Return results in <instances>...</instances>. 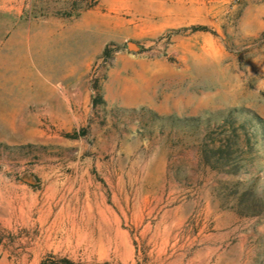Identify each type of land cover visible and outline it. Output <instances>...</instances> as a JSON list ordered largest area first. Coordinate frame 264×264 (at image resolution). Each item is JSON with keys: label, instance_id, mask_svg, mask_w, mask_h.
I'll return each instance as SVG.
<instances>
[{"label": "rangeland", "instance_id": "obj_1", "mask_svg": "<svg viewBox=\"0 0 264 264\" xmlns=\"http://www.w3.org/2000/svg\"><path fill=\"white\" fill-rule=\"evenodd\" d=\"M0 264H264V0H0Z\"/></svg>", "mask_w": 264, "mask_h": 264}, {"label": "trees", "instance_id": "obj_2", "mask_svg": "<svg viewBox=\"0 0 264 264\" xmlns=\"http://www.w3.org/2000/svg\"><path fill=\"white\" fill-rule=\"evenodd\" d=\"M226 149H229V146L218 147L216 150H214L212 152L214 159H210V158L207 157L208 161L209 162H210V160L216 161V164H217L218 167L225 166L227 157L229 155H231V152L227 151ZM214 167L216 168V166H214Z\"/></svg>", "mask_w": 264, "mask_h": 264}, {"label": "bare ground", "instance_id": "obj_3", "mask_svg": "<svg viewBox=\"0 0 264 264\" xmlns=\"http://www.w3.org/2000/svg\"><path fill=\"white\" fill-rule=\"evenodd\" d=\"M61 47L68 48V47H70V45L68 43H62V46Z\"/></svg>", "mask_w": 264, "mask_h": 264}]
</instances>
